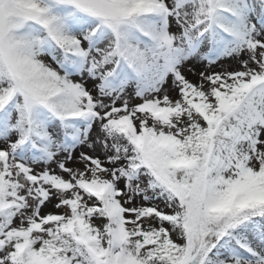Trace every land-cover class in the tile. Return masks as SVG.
I'll use <instances>...</instances> for the list:
<instances>
[{
	"label": "snow or ice",
	"instance_id": "obj_1",
	"mask_svg": "<svg viewBox=\"0 0 264 264\" xmlns=\"http://www.w3.org/2000/svg\"><path fill=\"white\" fill-rule=\"evenodd\" d=\"M0 264H264V0H0Z\"/></svg>",
	"mask_w": 264,
	"mask_h": 264
},
{
	"label": "rangeland",
	"instance_id": "obj_2",
	"mask_svg": "<svg viewBox=\"0 0 264 264\" xmlns=\"http://www.w3.org/2000/svg\"><path fill=\"white\" fill-rule=\"evenodd\" d=\"M190 79H195L194 77H192L191 75L189 76Z\"/></svg>",
	"mask_w": 264,
	"mask_h": 264
}]
</instances>
